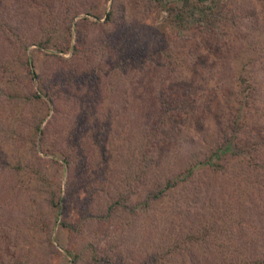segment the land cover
Masks as SVG:
<instances>
[{
    "label": "rangeland",
    "instance_id": "374dc122",
    "mask_svg": "<svg viewBox=\"0 0 264 264\" xmlns=\"http://www.w3.org/2000/svg\"><path fill=\"white\" fill-rule=\"evenodd\" d=\"M220 1L178 27L156 0H0V264L264 254V0Z\"/></svg>",
    "mask_w": 264,
    "mask_h": 264
},
{
    "label": "trees",
    "instance_id": "16d2710c",
    "mask_svg": "<svg viewBox=\"0 0 264 264\" xmlns=\"http://www.w3.org/2000/svg\"><path fill=\"white\" fill-rule=\"evenodd\" d=\"M162 9L167 12V15L170 16V20L173 21L178 27L187 23V21L199 22V23H209V13L217 10L220 5V0H179L180 4L176 3L175 0H156ZM203 7H201L200 5ZM199 5V7H198ZM196 10V11H195ZM205 10L209 11L206 12ZM112 9L106 11L105 19L110 17ZM30 65V60H28ZM32 72V70L30 69ZM38 96V95H36ZM239 125L237 119H233L230 122V127L233 129ZM230 128V129H231ZM225 136L222 141H216L214 145L207 148L206 153L194 159L193 162L186 165L184 168L179 169L172 174H163L161 178L162 186L155 189L154 192H151V196H158L166 188H170L176 185L177 182L184 179H188L193 175L196 169L208 168L209 170H215L220 166L218 159L224 154L238 155L243 149L242 147L237 148V144L232 139V136ZM147 138L145 134L144 139ZM142 151L144 157L146 158V150L148 145L144 147ZM264 165V164H263ZM145 169V168H144ZM144 169H142L144 171ZM242 248V247H241ZM264 252V247H263ZM218 258V257H217ZM215 264H264V254L255 255L254 253L248 254L246 256L242 255H231L223 254L218 259H215Z\"/></svg>",
    "mask_w": 264,
    "mask_h": 264
}]
</instances>
